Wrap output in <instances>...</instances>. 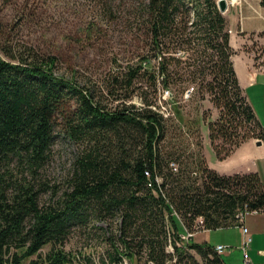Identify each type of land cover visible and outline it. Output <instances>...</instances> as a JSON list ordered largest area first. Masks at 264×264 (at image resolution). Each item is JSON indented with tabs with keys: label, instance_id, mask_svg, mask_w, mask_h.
<instances>
[{
	"label": "trees",
	"instance_id": "trees-1",
	"mask_svg": "<svg viewBox=\"0 0 264 264\" xmlns=\"http://www.w3.org/2000/svg\"><path fill=\"white\" fill-rule=\"evenodd\" d=\"M260 5L264 11V0ZM144 9L145 54L158 58L157 70L149 69L143 55L133 66L118 65L110 72L106 91L113 109L53 74V60L28 61L2 50L0 264H72L76 256L63 247L72 228L99 231V242L106 244L99 264H182L190 250L203 264H227L208 241L192 236L176 246L174 240L183 230L194 231L198 217V230L208 231L238 226V213L264 212V184L257 171L219 173L201 153L194 171L170 160L160 147L166 118L135 88L144 76L156 90L159 74L161 88L171 89L169 64L198 55L208 70L197 77L189 67L191 91L196 85L218 110L207 129L215 157L225 159L252 137L264 139L230 60L226 17L215 0H147ZM135 96L141 106L132 101ZM58 124L76 154L57 194L44 167ZM219 139L229 146H219ZM168 236L173 254L165 248ZM85 264L95 262L87 256Z\"/></svg>",
	"mask_w": 264,
	"mask_h": 264
},
{
	"label": "rangeland",
	"instance_id": "rangeland-1",
	"mask_svg": "<svg viewBox=\"0 0 264 264\" xmlns=\"http://www.w3.org/2000/svg\"><path fill=\"white\" fill-rule=\"evenodd\" d=\"M244 1L226 0L227 9L221 13L224 17H233L237 7L238 22L228 23L226 18V29L229 36L232 34L234 38L233 45L229 42L233 49L230 60L241 83H247L243 89L246 101L264 129V41L258 42L252 33L239 32L242 17L246 16L241 9ZM146 3L147 0H0V55L5 57L2 51L5 50L28 61L34 57L44 61L53 60V74L71 81L78 88H85L95 99L100 98L107 108L113 109L115 102L106 91L109 73L115 71L118 65L133 66L147 52ZM250 8L252 10L251 6ZM261 13L253 9V15L260 16L263 20ZM237 38L238 41L235 40ZM146 56L149 69L157 70L158 58L149 54ZM189 67L195 70L194 76L197 77H201L208 70V65L203 64L201 57L193 55L186 62L169 64L168 69L172 72L171 89L161 88L159 74L156 90L144 76H140L135 82L136 92L154 102L153 109L166 118V134L160 143L162 152L171 154L170 160H177L179 167L192 171L197 170L195 167L199 153L206 162L213 163L220 171H246V167H255L264 184V162L259 157L261 150L264 151L263 138H250L249 141L255 143L260 140L261 146L256 144L251 153L250 150L245 151L244 153L250 154L249 158L243 155L241 149L222 161L215 157L207 129L208 123L216 120L218 110L204 92L196 91V85L191 91V86L195 83L191 82L192 68ZM248 82L252 83L248 85ZM132 101L136 106L142 104L137 96ZM54 136L52 157L44 167V177L49 185L58 186V194L65 186L64 177L75 158L76 147L59 124L55 127ZM220 141L216 140L222 148L229 146L228 143ZM47 197L46 195L43 198ZM246 215L245 223L250 235L252 232L248 222L254 219L256 223V218L261 213L251 212ZM245 223L243 219V224ZM95 224L105 226L104 222ZM240 228L230 226L229 235L226 236L228 240H242ZM198 229L200 225L194 224L193 236L197 240L202 237L198 233L206 231ZM220 229L208 230L205 233L206 240L213 245L219 242L227 245L218 237ZM259 230L254 228L255 232ZM70 231L63 247L65 251L76 256L72 264H85L87 256L95 264H99L98 259L103 256L106 248L104 240L99 242L97 238L99 231L93 229L92 234H84L80 228H72ZM231 248H225L220 253L223 259L225 256L227 259H239L236 254L235 257L233 253L230 254ZM167 252L173 254L174 251ZM188 254L189 257H185L182 264H203L195 251L190 250ZM231 263L240 264L237 260Z\"/></svg>",
	"mask_w": 264,
	"mask_h": 264
},
{
	"label": "crops",
	"instance_id": "crops-1",
	"mask_svg": "<svg viewBox=\"0 0 264 264\" xmlns=\"http://www.w3.org/2000/svg\"><path fill=\"white\" fill-rule=\"evenodd\" d=\"M250 6L252 7V10L250 8ZM241 9H242V12L244 13V15L246 16H243L242 17V22H241V30L239 31L240 33H243V32H248V33H252L254 38L258 40V42H262L264 41V19L262 20L260 16H254L253 15V9L255 11H257V13H261L262 11V15L264 16V11L262 10V7L260 5V0H245L244 2H242V6H241ZM259 10V11H258ZM237 7H236V12H234L233 14V17H227V22L229 23H235V22H238V18L236 17V14H237ZM237 35V34H236ZM240 37V36H239ZM236 41L239 40V38L235 39ZM229 42L231 43V45H233L234 43V38H233V35L230 34L229 36ZM246 76V78L248 77L247 74H244ZM238 78V76H237ZM238 81H239V84L241 85V87H243L242 89H244V87L247 85L244 84V83H241V81L239 80L238 78ZM252 82H248V85L251 84ZM243 91V90H242ZM245 93V91H244ZM250 140V139H249ZM249 140H246L243 144H241L239 147H237L236 149H234L228 156H227V159L232 155V153H234L236 150H240L242 151L243 155L246 157V158H249L250 157V154L253 150V147L254 146H257L256 143L254 141H249ZM261 146V145H259ZM247 150H250L249 153H244L245 151ZM261 155L259 156L261 160H263L264 162V151L262 152L261 150ZM215 155V154H214ZM225 160V159H223ZM222 161V160H221ZM208 166L214 170H216L217 172L219 173H224V174H230V173H234V172H248V171H257L258 169H254L255 167H246V171H232V172H225V171H220L218 168L214 167L213 163H208ZM259 172V171H258ZM261 215L258 216L256 219V223L253 220H251L249 223V226L251 228V232L250 235H251V243H250V246H249V249H248V254H249V257H250V260H251V263L250 264H264V213L262 214V212H260ZM254 214H257V213H254ZM246 218H247V215L246 217L244 218V223L246 222ZM245 226L246 223H245ZM257 228V229H260V230H263V231H260L259 232H255L254 231V228ZM229 227L227 228H224V229H220V232L218 234V237L220 240H224L225 246L227 247H232L234 248V250H232L231 248V252L230 254L233 253V257H235V254L237 255V257L239 259H227V257L225 256L224 257V261L227 263V264H232L231 262L233 261H236L240 264H243L242 263V254L241 251H240V245H241V242L242 240H239V239H233V240H228V238L226 237L227 235H229V230H228ZM207 232L204 231V232H200L199 235L202 234V237L201 239L197 240L198 242L200 241H207L206 240V236H205V233ZM241 236H242V233H241ZM217 244H222V243H216L214 244L217 245ZM224 245V244H223ZM230 251V250H228ZM235 251H237L235 253ZM222 254V253H221ZM220 254V256H221ZM222 257V256H221ZM231 262H230V261Z\"/></svg>",
	"mask_w": 264,
	"mask_h": 264
},
{
	"label": "built area",
	"instance_id": "built-area-1",
	"mask_svg": "<svg viewBox=\"0 0 264 264\" xmlns=\"http://www.w3.org/2000/svg\"><path fill=\"white\" fill-rule=\"evenodd\" d=\"M171 166H173V168L175 169V166L173 163L170 164ZM158 181V179H156ZM150 185V183H149ZM248 213H251V212H242V213H238L237 214V219H238V222H239V225L241 228V233H242V242H241V245H240V250H241V253H242V262L243 264H249L251 263V260H250V257H249V254H248V247H249V244H250V240H251V237L248 233V228H246L245 224H243V219H244V216ZM252 213H257V211H252ZM202 223V220H201V217H198L196 219V224L198 225H201ZM194 235V231H188V230H183L182 233H180V235L178 236L177 239L174 240L175 242V245L176 246H181L183 242H185L186 240L190 239V237H192ZM166 245V251L167 250H171L172 252L174 251V247H173V243L171 241V238L170 236H168V239H167V244ZM225 248H228L227 246L223 245V244H217L214 246V250L216 253L220 254L221 252H223V250Z\"/></svg>",
	"mask_w": 264,
	"mask_h": 264
},
{
	"label": "water",
	"instance_id": "water-1",
	"mask_svg": "<svg viewBox=\"0 0 264 264\" xmlns=\"http://www.w3.org/2000/svg\"><path fill=\"white\" fill-rule=\"evenodd\" d=\"M226 3H227L226 0H217L216 1L217 7H218L220 12H224L227 9V4ZM256 144L260 145L261 141L260 140H256Z\"/></svg>",
	"mask_w": 264,
	"mask_h": 264
}]
</instances>
